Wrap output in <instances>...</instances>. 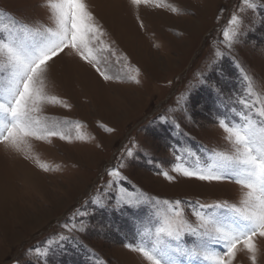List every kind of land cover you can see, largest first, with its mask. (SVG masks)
Returning <instances> with one entry per match:
<instances>
[{"label":"rangeland","instance_id":"374dc122","mask_svg":"<svg viewBox=\"0 0 264 264\" xmlns=\"http://www.w3.org/2000/svg\"><path fill=\"white\" fill-rule=\"evenodd\" d=\"M41 2L0 0V12L30 24L53 26ZM86 2L106 33L104 46L115 52L97 53L101 67L124 79L105 82L91 65L68 50L50 62L46 90L64 104L45 105L41 114L68 121L66 131L73 139L71 143L58 137H52L50 143L30 141L31 155L59 169L49 172L0 145V264H45L44 257L29 250L64 231L62 225L73 209L95 196L108 179L106 171L115 168L122 155L127 167L121 171L128 177L130 190L134 187L138 196L183 201L185 215L193 223L196 218L189 205L225 201L238 205L241 199L242 190L234 183H208L172 172L176 160L171 148L183 143L201 155L203 148L231 150L212 119L214 94L199 84L197 74L217 81L226 96L239 88L241 74L232 56L209 68L214 49L228 51L222 32L237 13L242 25L233 56L264 91V0H255L260 6L256 12H240L241 0H155L139 9L127 0ZM170 6L178 7L182 14L172 13ZM93 46L100 47L95 41ZM130 69L139 71L140 84L127 79ZM217 71L225 78L221 80ZM189 92L190 121L184 112L175 111L177 101L183 103L182 94ZM173 115L188 136L175 137L171 123L159 119ZM76 124L81 126L78 130ZM77 131L84 140L75 139ZM129 149L132 157L124 155ZM149 156L161 162L174 180L156 175L158 169L146 163ZM145 211L141 209L137 215ZM132 216V209L123 214L114 209L95 210L85 217L86 231L73 234L81 246L55 248L47 264H97L89 250L100 264H145L138 253L124 247L135 242ZM192 239L186 236L185 243L190 246ZM256 242L257 264H264V238L257 237ZM234 264H251L248 254L239 252Z\"/></svg>","mask_w":264,"mask_h":264},{"label":"snow or ice","instance_id":"6c2138e0","mask_svg":"<svg viewBox=\"0 0 264 264\" xmlns=\"http://www.w3.org/2000/svg\"><path fill=\"white\" fill-rule=\"evenodd\" d=\"M154 2L127 0L134 9ZM155 6L161 7L159 3ZM40 7L47 9L53 26L40 22L30 24L18 20L14 14L0 12V145L6 151L33 160L39 169L49 172L59 169H53L31 155L30 141L50 143L52 137H58L71 143L73 139L66 131L68 121L50 119L41 114L45 105L64 104L46 90L50 62L61 53L67 54L65 50H68L91 65L105 82L122 81L124 77L112 76L101 67L97 53L113 51L115 55V52L104 46L102 37L106 33L86 0H42ZM259 8L255 0H241L239 11L256 12ZM170 11L182 14L176 6H170ZM241 25V17L233 13L228 27L222 32L224 47L228 51L219 47L214 49L215 59L209 65L212 70L225 56H232L241 74L239 88L226 96L217 81L197 74L199 84L214 94L212 119L224 133L223 139L231 150L203 148L201 155L183 143L171 148L176 160L172 172L208 183H234L242 190L239 204L225 201L189 205L196 218L193 223L185 215L183 201L138 196L134 187L130 190L128 177L121 171L127 167L122 155L118 165L106 171L108 179L99 186L95 196L73 209L62 225L64 231L30 249L29 253L44 257L47 264L49 253L55 248L64 249L67 244L81 246L73 234L86 231L85 217L95 210L114 209L123 214L126 209H132L135 242H127L124 247L138 253L145 264H234L239 252L247 253L251 264H257V237L264 238V91L260 90L256 78L233 56L235 45L240 43ZM94 41L100 47H94ZM139 75L138 70L130 69L127 79L140 84ZM217 76L221 80L225 78L221 71H217ZM182 95L183 103L177 101L175 111L184 112L190 121L191 117L187 115L190 92ZM159 119L165 124L171 123L175 137L188 136L175 115ZM74 126L77 130L81 127L79 124ZM75 139L84 140L85 137L77 131ZM124 155L132 157L133 153L129 149ZM146 163L158 169L156 175H162L169 182L174 180L161 162L149 156ZM113 192L116 194L112 195ZM88 204L93 207L90 209ZM141 209L146 211L138 216ZM186 236L193 238L190 246L185 243ZM89 255L100 264L91 250Z\"/></svg>","mask_w":264,"mask_h":264}]
</instances>
